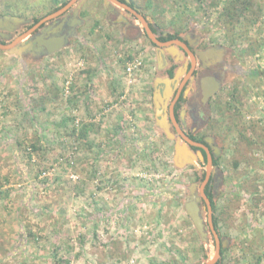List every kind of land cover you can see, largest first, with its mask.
<instances>
[{"label": "rangeland", "instance_id": "1", "mask_svg": "<svg viewBox=\"0 0 264 264\" xmlns=\"http://www.w3.org/2000/svg\"><path fill=\"white\" fill-rule=\"evenodd\" d=\"M131 1L161 31L219 38L230 58L262 68L223 91L212 181L228 240L221 264H264V0H230L229 12L220 0ZM58 2L0 0V18L27 20L1 22L0 40ZM110 4L85 0L69 44L31 52L25 66L0 49V264H203L215 254L212 233L203 242L184 208L207 166L177 164L155 128L157 56L119 36ZM6 6L22 14H4Z\"/></svg>", "mask_w": 264, "mask_h": 264}, {"label": "flooded vegetation", "instance_id": "2", "mask_svg": "<svg viewBox=\"0 0 264 264\" xmlns=\"http://www.w3.org/2000/svg\"><path fill=\"white\" fill-rule=\"evenodd\" d=\"M120 1L125 2L124 0ZM127 4L144 15L143 11L137 8L131 0ZM69 13L70 9L61 16L44 22L33 35L42 33L47 26H52L53 23L55 25L58 24L59 20L65 16L69 15L70 17ZM108 13L116 16V19H114L116 26L118 25L119 28V36H124L127 41L141 42L145 48L144 50L147 52L146 56L150 52L155 53L157 56L158 65L155 67V70L161 74L156 77L153 76L151 81V103L155 128L162 133L163 137L170 142L174 149L178 145L184 147L186 151L189 149V152L194 154L195 158L193 159L196 162L199 161L207 166L208 157L211 154L213 166L218 165L224 148L223 141H219L218 137L220 135L217 134L221 127L218 119L219 112H221L222 106H224L223 91L227 86H232L234 83L240 85L242 82L250 80L253 67H251L249 58L244 59L243 63L237 62L236 59L233 60L229 57L231 52L224 48L225 45H223V42L219 38L215 41H210L205 40L203 35L194 33L191 36L188 34L182 36L178 32H173L174 35L172 36L174 37H170L169 31H161L157 23H152L144 15L149 27L158 40L161 42L178 40L186 46L173 42L171 45L160 47L152 41L142 23L140 25L134 23V21L140 20L129 10L111 3ZM44 17H41L40 20ZM48 22H51V24H48ZM34 45L37 47V43H34ZM161 48L166 50L163 54L162 62L158 59V53ZM208 49L213 50L212 55L199 54V52L207 51ZM149 65L153 67L152 64ZM210 77L220 80L222 87L205 100L204 87L206 85H204L203 81ZM157 78L162 80L158 82ZM231 96L233 97V95ZM182 134L194 143L186 140ZM208 137L212 138V145L206 141ZM214 147L220 149L218 155H216ZM217 161L218 163L216 164ZM197 175L198 179H200V172ZM205 177L206 170L204 171V179ZM212 178L211 175L209 182L205 186L206 194L207 191H211L214 194V182ZM200 204L202 207H206L204 199H202ZM221 263L222 261H218L216 264Z\"/></svg>", "mask_w": 264, "mask_h": 264}, {"label": "water", "instance_id": "3", "mask_svg": "<svg viewBox=\"0 0 264 264\" xmlns=\"http://www.w3.org/2000/svg\"><path fill=\"white\" fill-rule=\"evenodd\" d=\"M85 0H70L66 5L58 9L57 11L45 16L38 22L34 23L28 30H26L24 33L18 35L15 39H13L11 42L4 43L0 40V49L7 51L9 53H14L18 55L19 57H22L24 55H28L31 52L37 55H44V54H51L54 52H57L64 47H66L69 44V39L71 36L76 32L77 25L80 26V24L83 22L82 18H80L78 14V10L81 7V4ZM107 3H115L118 6H121L122 8H125L129 10L132 14H134L141 23L145 26L147 33L149 37L157 43L160 47L171 45L173 42L181 44L185 46L181 41L178 40H172L168 42H161L157 39L156 35L153 33L151 28L148 25L147 19L144 17V15L140 14L138 10L132 8L129 6L130 0H124L125 2H122L120 0H105ZM79 2V5L74 9L73 6ZM127 2V3H126ZM70 9V16L73 14L72 17L65 16L63 19L59 20V23L52 26H47V28L42 31V33H39L37 35H33L40 26L47 21H50L54 18H57L64 14L66 11ZM110 9V5L108 7V10ZM3 20V21H2ZM27 20L14 17V16H2L0 18V23L4 25L9 24H23ZM30 37V40L28 42H25V39ZM34 43H37V47L34 46ZM186 47V46H185ZM166 52L165 49H160L158 53V59L162 62L163 54ZM201 55H212L213 50L208 49L207 51L199 52ZM204 99H208L215 91L219 90L222 87V82L214 77H210L205 79L204 81ZM208 85V86H207ZM157 91V90H156ZM157 93V92H156ZM182 133V132H181ZM184 135V134H182ZM185 139L192 142L188 137L184 135ZM206 141L209 142V144L212 145V138L208 137L206 138ZM200 145V144H198ZM203 146V145H202ZM216 149V155H218L220 152V149L218 147H214ZM190 150L186 151L184 147L177 146L176 147V159L177 164L183 165L187 159L194 160L195 158L194 154L189 152ZM202 157V156H201ZM213 162H212V156L209 154L208 157V165L206 167V177L202 181L200 187L198 188L196 184H194L190 188V193L187 195L186 201L184 203V208L186 210V213L190 217L194 227L196 228L201 240L203 242H208L210 234L212 233L216 250L214 256L207 260L203 264H216L220 257H221V250L222 248H225L228 244V240L222 239L214 225L213 221V206L212 202L209 198V196L205 192V186L209 182L210 177L212 175L211 168L213 169ZM204 199L206 203V207L201 206V201ZM206 212V213H205ZM206 214V217H205Z\"/></svg>", "mask_w": 264, "mask_h": 264}, {"label": "trees", "instance_id": "4", "mask_svg": "<svg viewBox=\"0 0 264 264\" xmlns=\"http://www.w3.org/2000/svg\"><path fill=\"white\" fill-rule=\"evenodd\" d=\"M56 2H58L57 0H56ZM67 2V0L66 1H63L62 3H59L58 2V4H57V6L55 7V8H53L47 15H49L50 13H53V12H55L57 9H59L60 7H62L65 3ZM227 2H230V0H220V1H218V3L217 2H215L214 3V5H216V6H220L221 7V5H222V8H221V10H223V5H225V12L226 11H228L229 12V6H227L226 4H227ZM231 2L232 3H234V2H237V0H231ZM134 3V2H133ZM225 3V4H224ZM239 7V5L238 4H236V7L235 8H238ZM2 12V11H1ZM4 12V14H22V9H20V8H17V7H14V6H6V10L5 11H3ZM2 12V13H3ZM227 12V13H228ZM47 15H45V16H47ZM44 17V16H43ZM40 20V18H37V17H34V23H36V22H38ZM172 35H174V33L173 32H170V37H174V36H172ZM2 41V40H1ZM2 42H4V43H6L5 41H2ZM27 55H24V56H22V57H20V62L25 66L26 65V61H25V57H26ZM259 66H257L256 68H254V69H252V71H251V73H252V75L251 76H254V75H262V68L261 67H259ZM254 73V74H253ZM222 122L224 123V120L222 119ZM256 132V131H255ZM244 137H245V135H244ZM252 138H254L253 137V135L251 136V137H249L248 139H246L247 141H249V144L250 145H252V141H251V139ZM34 148H35V146H33ZM218 163V161L216 162V164ZM207 195L209 196V198H210V200H211V202H212V206H213V211H214V217H213V221H214V225H215V227H216V229H217V231H218V233H219V235H220V237H222L221 236V233L219 232V220H218V218H217V216L215 215V213H216V211H217V206H216V200H215V197H214V194H213V192H211V191H207ZM222 255H223V253L225 252V249H222ZM263 258L261 257V255H258L257 256V261L259 262V261H261ZM221 261V260H220ZM257 262V263H258ZM246 264H254L253 262H248V263H246Z\"/></svg>", "mask_w": 264, "mask_h": 264}, {"label": "bare ground", "instance_id": "5", "mask_svg": "<svg viewBox=\"0 0 264 264\" xmlns=\"http://www.w3.org/2000/svg\"><path fill=\"white\" fill-rule=\"evenodd\" d=\"M211 171H212V168H211Z\"/></svg>", "mask_w": 264, "mask_h": 264}]
</instances>
